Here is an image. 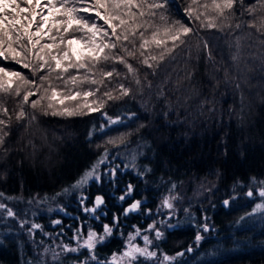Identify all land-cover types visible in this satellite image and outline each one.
Listing matches in <instances>:
<instances>
[{"label":"trees","instance_id":"obj_1","mask_svg":"<svg viewBox=\"0 0 264 264\" xmlns=\"http://www.w3.org/2000/svg\"><path fill=\"white\" fill-rule=\"evenodd\" d=\"M212 3L213 0H168L167 6L156 10V16L152 19L156 25H161L164 22L160 20V16L164 15L168 24L176 21L183 23L186 20V9L194 11L201 7L199 10L204 11L208 9L205 5ZM262 5L264 0H234L233 8L225 10L223 16L215 8H209L207 12L211 17L215 15L214 18H199L202 21L198 23H203L202 31L199 35L198 32L188 33V36L193 37V46L184 47L183 42L174 51L173 56L178 61L171 64L165 60L163 69L166 70L167 65L175 67L171 76L165 70L160 74V66H154L156 61L151 68H135L134 57H141L138 37L136 48L133 49L134 57L127 56L119 48L115 50L133 66V77L136 74L138 79L141 76L140 70L141 73L150 71L157 74L155 78L159 85L155 91L166 96L160 113L154 107L157 98H146L144 109L131 99L118 100L123 96L119 91L118 98H105L101 109L111 118L122 119L101 132V112L63 118L44 115L41 111V114H37V111L31 113L30 105H23V110L28 113L24 118H28L25 124L29 126L26 127V133L21 135L22 140L12 134V144H0V160H5L0 163V200L6 205L20 208L28 204L33 196H58L59 190L77 180L101 153L108 150L111 144L107 141L108 137L120 135L125 139L123 144L139 146L137 163L143 171L141 174H144V181L138 184L145 190L149 189L148 197L154 194L160 197L161 193L178 194L179 198L175 202L182 215L187 210L189 220L195 225L201 223L202 213L206 217L207 229L203 238L194 244L195 248L190 254L180 256L182 263L264 264V197L259 195L260 191H264ZM196 15L201 17L200 12H196ZM209 20L216 26H205ZM146 35L150 36V31ZM226 37L231 44L225 42ZM203 42L208 43V51L202 45ZM232 42L236 43L237 49L232 48ZM128 47L132 49L131 45ZM155 52L158 51H152ZM178 54L182 57H177ZM231 55L236 60H243L242 72L233 68ZM208 60L216 66L211 75L208 72L212 71L213 65ZM3 63L5 62L0 61V64ZM7 66L39 83L38 78L42 73L33 76L29 69L20 65L7 62ZM106 67L104 64L103 70L107 71ZM115 69L119 75L114 74L110 83L119 82L120 85L125 80L122 71L127 68L117 65ZM136 70H139L138 73ZM99 77L104 79L96 74L95 78L99 80ZM243 78L246 84H243ZM212 79L217 82L216 87L213 86ZM104 81L106 84L109 80ZM256 84L259 88L254 90L252 87ZM112 90L118 91L116 87ZM22 95L23 93L21 96L0 93V99L4 102L7 100L8 105H11L14 99L21 101ZM161 98L159 100L162 102ZM2 116L7 122V128L10 127L14 120L9 125V116ZM32 116L36 118L32 119ZM34 127H39V131L43 127L50 129L54 136L49 142L52 151L41 147L42 142L34 135ZM7 128L8 133L11 130ZM122 132L124 134H119ZM127 133L128 139L125 137ZM9 150L12 152L8 153ZM196 185L201 188L204 185L203 197L197 201L202 203L201 209L196 208L197 203L193 200ZM154 187L158 190L157 193ZM151 191L155 193L151 194ZM248 191L256 195L254 199L248 198ZM254 200L262 203L263 210H254ZM35 214L34 211H28L26 218L39 221L41 214ZM132 217L126 218L129 229L135 223ZM30 223L24 222L20 226L11 224L7 228L9 231L1 234L0 264H40V243L44 235L40 225L39 228H34V233H28ZM181 230L173 229L165 233L163 238L167 237L171 246L183 247L187 243L184 238L192 239L197 230L194 225L187 228L184 234ZM112 247L103 243L97 245L94 252L109 255Z\"/></svg>","mask_w":264,"mask_h":264},{"label":"snow or ice","instance_id":"obj_2","mask_svg":"<svg viewBox=\"0 0 264 264\" xmlns=\"http://www.w3.org/2000/svg\"><path fill=\"white\" fill-rule=\"evenodd\" d=\"M233 2L234 0H213V7L223 16L225 10L233 8ZM167 3L168 0H0V61L5 62L0 64V93H14L16 96L23 93L21 110L16 119L19 121L28 115L23 110L25 104H29L34 110L39 108L44 115L61 117L99 111L104 101L93 99L89 102L87 98L96 97L104 79L110 80L114 74L119 73L115 68L111 71L101 69L100 75L104 79L98 80L95 78V70L101 64L111 61L113 64L124 65L130 74L135 72L124 56L115 52L117 48L127 56L134 57L133 49L136 48L138 37L141 56L153 46L161 49L159 57H144L142 63L151 68L149 60H164L165 56L170 55L184 42L182 37L191 32V28L180 21L168 24L164 15L160 16L163 24L156 25L153 22L156 10L165 8ZM186 13L190 18L193 16L190 9H186ZM199 18L196 16V19ZM261 24L264 25V20H261ZM206 26L212 28L216 25L209 20ZM149 31L150 36L146 35ZM77 44L83 45L87 51L75 48L74 45ZM128 45H131L132 49ZM7 62L29 69L33 76L42 73L38 78L39 83L8 67ZM136 82L139 83L138 80ZM84 85L97 87L83 89ZM119 87L122 95L129 94V89L123 84ZM33 96L36 99L30 100ZM104 96L108 99L118 98L113 97L110 92H105ZM0 113L7 115V108L0 105ZM35 118L32 116V119ZM0 126H3L0 128V144H3L8 135L7 131H4L8 126L7 122L0 119ZM97 166L94 164L92 170L86 171L73 187L86 183L94 176ZM130 192L131 186L128 189V193ZM247 195L252 196L253 193L250 191ZM259 195L264 197V191H260ZM125 198L120 197L121 200ZM102 203L103 199L97 196L96 206L99 207ZM225 203L227 204V201ZM164 206L172 207L168 200L164 201ZM4 207L0 204V208ZM139 207L140 201H136L124 210L125 214L136 211ZM261 207L262 205H256L257 209ZM85 211L94 212L95 209L86 208ZM7 215L13 216L14 213L8 210ZM39 227L32 225V228ZM148 227L152 229L154 226ZM111 232L112 229L104 225V233L107 235ZM139 234L140 230L137 229L136 235ZM156 234L157 238L161 235L158 231ZM132 239L134 237L130 236L128 249L120 257L114 253L108 264H123L124 259L131 264L138 256L149 259L156 256L155 252L147 248L151 243L148 236L143 237V248L132 244ZM196 239L199 240L200 236ZM103 240L104 236L98 237L95 232L89 231L87 239L78 247L86 248L92 253L97 243ZM77 250L78 248L64 247L66 252ZM92 259H96L95 256H92ZM170 259L172 258L164 257V260ZM81 264H87V261H82Z\"/></svg>","mask_w":264,"mask_h":264},{"label":"rangeland","instance_id":"obj_3","mask_svg":"<svg viewBox=\"0 0 264 264\" xmlns=\"http://www.w3.org/2000/svg\"><path fill=\"white\" fill-rule=\"evenodd\" d=\"M203 5V4H202ZM201 5V6H202ZM210 5H213L210 4ZM208 5L205 8L208 9H204V11H200L199 9L201 7H199V9H196L193 12V16L190 18L187 14L184 15V18L186 20L183 21V23L185 24V26L191 28V33H196L198 32V35L200 33V31H202V24L198 23L201 22L202 20L196 19V12H200L202 19L205 18H214V16H210V14H208V10L209 8L212 10L214 7ZM210 13H212V11H210ZM207 14V15H206ZM208 18V19H209ZM207 19V20H208ZM180 20V19H178ZM182 21V20H181ZM102 23V21L100 22ZM178 26V25H177ZM206 26V25H205ZM204 26V29H205ZM205 32V31H204ZM193 35V34H192ZM187 36V37H186ZM207 37L209 35H206ZM218 37H220L221 40H223V38L221 37V35H219ZM244 37V35H242V38ZM192 36H188L185 35L182 37L183 41H184V47L189 45V48L192 45ZM241 38V39H242ZM194 40V39H193ZM210 42H211V38H209ZM225 42L229 44H231L230 41H228V37H226V39H224ZM213 42H216L213 41ZM140 43V42H138ZM212 43V42H211ZM232 48L237 49L238 46L236 45L235 42H232ZM199 44V43H198ZM204 46V48L208 51V43L207 42H203L202 44ZM169 46H171V44H169ZM75 48L83 50V51H87L86 49L83 48V45L77 44L74 45ZM187 49V48H186ZM160 50L161 49H156L154 46L151 47L149 50L144 52V55L141 56L140 58L138 56H135V68H137V66L142 67V66H146L145 64L142 63L144 57H151V56H157L159 57L160 54ZM177 50V48L175 49ZM189 50V49H187ZM186 50V51H187ZM152 51H158L157 53H152ZM175 52L171 53L170 55L165 56L164 60L156 61V65L154 66H160V69H158V72L161 74L162 72H164L165 68L164 67V62L165 60H168L167 63H171L174 64L176 61H178V59L176 60V56ZM181 55H177V57H179ZM232 56V55H231ZM182 57V56H181ZM233 57V56H232ZM232 57L230 58L231 61H233L232 66L235 70L239 71L244 70L243 66H242V62L243 60H236L232 59ZM242 57V56H241ZM169 58V59H168ZM243 59H245L244 57H242ZM129 61V60H128ZM209 62H211L210 60H208ZM152 60H149V63L153 64ZM212 65L215 64L214 62H211ZM105 66H107V71H111L113 68L117 67V65H119L120 67L122 66V64H113L111 61L104 63ZM101 64L98 69L96 70V74H100V70L103 69V65ZM246 64V63H245ZM153 66V65H152ZM173 66V65H172ZM170 67L167 65L168 68H166L165 72L167 71L168 75H172V72H174L175 67ZM182 67V66H181ZM216 66L213 65L212 71H209L208 73L211 75L213 74L214 70H215ZM139 70H136V72ZM142 70H140L141 76H138V80L134 75V77L132 76V74H130L128 72V70L126 69L123 70L122 72H124L123 77L125 78L124 82L120 83L123 84L127 89H129V94L128 95H123L122 98L118 99V100H126V99H131L132 101H134L136 103L137 106L144 108L146 106H144V104H146V98L148 97H153V98H157L156 104H154V107L156 111H158V113H160V109L163 106L164 107V102H165V98L166 96H164V94H159L157 93L155 90H157L156 88H158L159 85V81L158 79L155 78V75H157L156 73H150V71H146V73L142 72ZM138 73V72H137ZM238 73H234V75H236ZM241 74V73H240ZM225 76V75H224ZM100 78V77H99ZM133 78V79H131ZM101 79V78H100ZM99 79V80H100ZM108 80V79H106ZM112 79H110L106 84L100 85V91L97 92L96 97H88L87 99L89 100V102H91L93 99L96 100H102L104 101L105 98H107L106 96H104L105 92H110L111 95L113 97H117V95H119V91H120V85L119 82L112 84L110 83ZM139 81V83H137L136 81ZM228 80V79H227ZM241 81V80H240ZM156 82V83H155ZM211 82H213V86L216 87L215 85H217V82H215L214 79L211 80ZM105 83V81H104ZM243 84H246L245 79L243 78ZM118 85V86H117ZM97 86L96 85H84L83 89H88V88H92L95 89ZM118 89L117 90H112L113 88ZM254 90H257L259 88V86L256 84L252 87ZM161 98L162 102L159 100ZM32 99H36L35 96L30 97V100ZM22 100V98L20 99ZM21 101H15L12 102L11 105H8L7 100L4 102L2 99H0V105H3V107L7 108L8 110V114L5 116H9V118L11 119V121L9 122V125L11 122H14L11 124L10 127H8V130H11L10 132H8L9 135H7V137L4 139V143L3 144H12V142L10 141L12 134L13 137L19 138L18 140H22V136L26 133V127L29 126V124H25L26 121H28L27 119L24 120H17L16 119V115L17 113L21 110ZM81 102H83L81 100ZM45 103H47V101H45ZM75 103V102H73ZM27 105V104H26ZM104 106V103H103ZM160 106V107H159ZM103 108V107H101ZM100 108V110L98 112H101V116H100V120L102 122V125H100L99 131L103 132L105 131V129L109 126H112L113 123H111L110 121H117L114 124H118L120 122L119 117H115V118H111L107 112L105 110L102 111V109ZM145 109V108H144ZM31 113L33 111H37V114L40 113L41 114V110L38 109H32L30 110ZM41 111V112H40ZM1 117L0 119H3L4 117L2 116L3 114L0 113ZM156 115V114H155ZM153 115V117L155 116ZM65 118V117H63ZM128 118V117H127ZM3 126H0V128H2ZM34 135L37 138V140H40V142H42L41 147H46L47 150L52 151L51 146L49 145V142L52 138H54L53 134L50 133V129L47 128H42L39 130H37V128L39 127H34ZM95 130V129H94ZM4 131H6V128L4 129ZM54 132V131H52ZM100 132V133H101ZM11 133V134H10ZM119 134H124V132L119 133ZM65 135V134H64ZM18 136V137H17ZM65 137V136H64ZM125 137H127L128 139V133L125 134ZM107 141L111 142L109 148H107V151H104L103 153H101V155L96 159V161L94 163H92V165L85 170L77 180H75L74 182H72L71 184L67 185L66 187H64L63 189L59 190L58 196L57 195H44V196H36L31 199H29L28 204H26L23 207L20 208H15L9 205H6L4 202H2L0 200V204H3L5 207L4 208H0V238H1V234H5V232L9 231L7 230V228H9V226L12 224V226L15 225H19L27 222L30 223V228H27V232L29 233H34L35 230L34 228H32L33 224L36 225H40V229L44 235V238L41 240L40 246L41 249V262L40 264H81L79 263L78 260L80 256L83 254V258L80 262L82 261H87V264H98V262H100V264H108V261L111 260L113 253L109 254V255H103V254H99V253H95L94 250L92 253H89V251L86 248H79L78 245L82 244L84 242V240L87 239V235L85 236H80L79 234H74L71 235L69 233L66 232H62L60 233V227L58 229H55L53 226H55L57 223H54L55 221H60V218L58 219H53L54 216H65V212H66V207H64V205H67L68 203H70L72 197L74 196V198L79 199L82 195V190L83 189H87V186L91 185V184H97V183H103L105 180H111L113 181V179H115V175L114 172H118V170H121L122 173L125 174L130 177V176H135L138 174L143 173V171H141V166L139 165V163H137V156L139 154V146L138 144H131V143H125V139L118 135L115 137H108ZM124 141V142H123ZM122 142L121 144H118ZM134 145V146H131ZM51 149V150H50ZM10 150H14V149H10ZM8 151V153L12 152V151ZM138 150V151H137ZM55 152V151H53ZM5 160H0V163H3ZM99 161H102V163H98ZM94 164H97L98 166L95 169V174L94 176L90 177L86 183L78 186V187H73V185L76 184V182L78 180H80V178L84 175V173L86 171H91L92 170V166ZM144 175V174H143ZM139 178V176H138ZM131 181V180H130ZM144 181V177H142V181L141 184ZM132 188V185H130ZM204 185H202L203 188ZM128 187V186H127ZM202 188L201 186L196 185V188L193 192V200L194 202L197 203L198 200H200L203 197V192H202ZM134 189L136 190V192L138 193L139 196H137L136 198L133 197V192L131 191L130 193H128V189L126 190V192H124L123 196H125L127 199H130V203L127 204V206H130L132 203L136 202V201H140V207L136 210V211H132V212H128L126 215V218L129 216H133V220H135V223L131 224L132 228L130 227L127 228V223L125 224V229L124 231H121V233L119 234L118 232L116 233H112V236H122L124 235V246L122 247V249H118L115 254L117 255V257H120L122 255V253L124 251H126L128 249L129 246V238L130 236H132L133 232H134V239L131 240V243L136 245L134 242L135 240H139L138 242V246L143 248L145 247V242L143 240L144 236H148L149 240L151 241L150 244L147 245V248L149 251L155 252L156 256L153 258H145V257H140L138 256V258L136 259L137 262L139 264L142 263H146V264H176V262L178 261L177 264H185L182 263L180 261V256L177 255V246L178 245H174L171 246L170 243H168V238L166 237V239L163 238L164 234L173 230V229H178L181 228V232L182 234L185 233L187 228H190V226L194 225L196 231V234L194 235V237L192 239H186L185 245L183 246L186 250V253H191L193 251V249L195 248L194 244L199 243V241L203 238V234L205 233L207 227L205 224V215L202 213L201 216V223L195 225L194 222L192 223L190 219V217L187 215V210L186 213H184V215H182L176 205L175 199H178L179 196L178 194L175 195V193L173 195H164V194H160V197H158V194H154V195H149V197L147 196V190H145L142 187H139L138 184H136V186L134 187ZM154 190L157 193V189L154 187ZM206 190V189H205ZM155 191H151L152 193H155ZM250 192V191H248ZM256 195H252L249 196L248 198L250 199H254ZM152 199V201H151ZM168 200L169 203H171L172 207L168 208L164 206V201ZM254 210H263V206L259 209L256 208V205H262V203L260 201H256L254 200ZM204 205L206 204L205 202L203 203ZM196 208L198 207L199 209L202 208V203H197L196 204ZM204 207V206H203ZM8 210H11L14 215L13 216H8L7 212ZM28 211H34L36 214H41V216H39V221H32L29 218H26L28 216H26V213H28ZM35 214V215H36ZM54 215V216H53ZM68 216V214H66ZM150 216H153V219L151 220V222L149 223V218H151ZM51 217V218H50ZM5 218H8V220H5ZM125 218V221H126ZM142 218V219H140ZM52 219V221H50ZM139 220V221H138ZM15 224V225H13ZM148 224V225H147ZM149 225H153L154 227L152 229H149ZM42 226L46 227V229H42ZM185 226V227H184ZM183 227V228H182ZM31 229V230H30ZM137 229L140 230V234L136 235V231ZM147 229V230H145ZM128 230V231H127ZM157 231L159 233H161V235L159 236V238H157ZM188 232V230H187ZM60 233V234H59ZM9 234V233H8ZM53 234L56 236L55 240H54V244L51 242V237H53ZM97 236H104V240L102 242H98L97 245L106 243L108 241H106V234L104 233V230L101 233H96ZM59 235H62L63 240H59ZM200 236V239L197 240L196 237ZM186 236V235H183ZM183 242V241H182ZM181 242V243H182ZM166 243V244H165ZM165 244V245H164ZM96 245V246H97ZM67 246L69 248H78V250L76 252H66L64 251V247ZM170 246L173 247L172 249H170ZM177 252V253H176ZM90 255H94L96 259H92V256ZM167 255L168 257H171L172 259L170 260H164V256ZM55 257V258H54ZM77 259V261H76ZM131 261V264H134V262L136 261ZM123 264H129V261L127 259H124Z\"/></svg>","mask_w":264,"mask_h":264},{"label":"flooded vegetation","instance_id":"obj_4","mask_svg":"<svg viewBox=\"0 0 264 264\" xmlns=\"http://www.w3.org/2000/svg\"><path fill=\"white\" fill-rule=\"evenodd\" d=\"M126 173L127 172H125L124 174L121 170H118V172H114L115 179H113V181L107 179L103 183L99 182L97 184H91L87 186V189L82 190V195H80L81 197L79 199L71 196L72 199L70 203L64 205V207L67 208L65 213L68 214V216L66 214L65 216L53 215V219L60 218V221L55 226L52 225V227H54L55 229H58L60 227V233L66 232L69 233L70 236L74 234L85 236L89 231L101 233L104 230V225H108L112 229V232L111 234H107L106 241L108 242L106 243L110 244V247L113 246L112 251L114 253L118 249H122V247L124 246V235L112 236V233L118 232L120 234L121 231H124L126 224L125 218L127 215L125 214L124 210L129 207L127 206V204H129L131 200L127 198L121 200L120 197L123 196L124 192H126L127 189H129L130 185H132L131 191L133 192V197L136 198L137 196H139L134 187L136 186V184H138V182L141 183L143 177V174L128 177ZM138 185L140 187L141 184ZM97 196H100L103 199V203L99 205V207H97L95 204ZM86 208H94L95 211L88 212L85 211ZM150 217L151 218H149V223L153 219V216ZM50 221H52V219ZM42 229H46V227L42 226ZM132 234L134 235V232ZM55 237L56 236L54 234L53 237H51V242L53 244L54 240L56 239ZM59 240H63L62 235H59ZM138 242L139 240H135L134 243L138 246ZM177 247H179V249L177 250L178 253L176 252L178 256H182L186 253L187 249L182 246ZM172 248L173 247L170 246V249ZM78 257V260H82L83 254L81 255V257ZM80 261L78 262L81 263ZM136 262L137 260L134 262V264H136Z\"/></svg>","mask_w":264,"mask_h":264}]
</instances>
